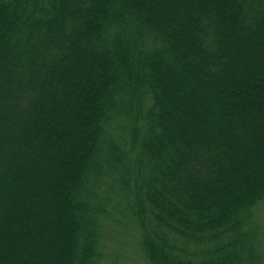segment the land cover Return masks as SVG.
Returning <instances> with one entry per match:
<instances>
[{
	"label": "trees",
	"instance_id": "1",
	"mask_svg": "<svg viewBox=\"0 0 264 264\" xmlns=\"http://www.w3.org/2000/svg\"><path fill=\"white\" fill-rule=\"evenodd\" d=\"M264 0H0V264H264Z\"/></svg>",
	"mask_w": 264,
	"mask_h": 264
},
{
	"label": "rangeland",
	"instance_id": "2",
	"mask_svg": "<svg viewBox=\"0 0 264 264\" xmlns=\"http://www.w3.org/2000/svg\"><path fill=\"white\" fill-rule=\"evenodd\" d=\"M255 222L262 228V245L264 247V207L255 216ZM109 237L106 245V264H143L136 241L128 233L116 226L108 225Z\"/></svg>",
	"mask_w": 264,
	"mask_h": 264
}]
</instances>
